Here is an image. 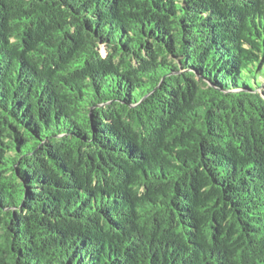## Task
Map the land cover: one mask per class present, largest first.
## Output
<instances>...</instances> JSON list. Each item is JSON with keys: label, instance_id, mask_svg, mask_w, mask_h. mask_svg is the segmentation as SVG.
I'll return each mask as SVG.
<instances>
[{"label": "trees", "instance_id": "obj_1", "mask_svg": "<svg viewBox=\"0 0 264 264\" xmlns=\"http://www.w3.org/2000/svg\"><path fill=\"white\" fill-rule=\"evenodd\" d=\"M0 264H264V0H0Z\"/></svg>", "mask_w": 264, "mask_h": 264}, {"label": "rangeland", "instance_id": "obj_2", "mask_svg": "<svg viewBox=\"0 0 264 264\" xmlns=\"http://www.w3.org/2000/svg\"><path fill=\"white\" fill-rule=\"evenodd\" d=\"M102 53L104 54L105 53V51L102 49Z\"/></svg>", "mask_w": 264, "mask_h": 264}]
</instances>
